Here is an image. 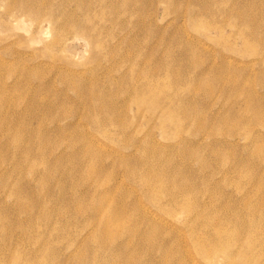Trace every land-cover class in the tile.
Here are the masks:
<instances>
[{
	"label": "rangeland",
	"instance_id": "rangeland-1",
	"mask_svg": "<svg viewBox=\"0 0 264 264\" xmlns=\"http://www.w3.org/2000/svg\"><path fill=\"white\" fill-rule=\"evenodd\" d=\"M118 228L264 264V0H0V264Z\"/></svg>",
	"mask_w": 264,
	"mask_h": 264
},
{
	"label": "bare ground",
	"instance_id": "bare-ground-1",
	"mask_svg": "<svg viewBox=\"0 0 264 264\" xmlns=\"http://www.w3.org/2000/svg\"><path fill=\"white\" fill-rule=\"evenodd\" d=\"M107 231V229H104ZM124 235L123 229H116L111 236L102 238L103 244L99 249L101 255H105L106 259L104 263L97 262V258L100 256H94L92 259L96 264H182V263H174V259L167 253L162 252L161 249L154 251V241L158 236L157 231H149L145 235L141 233L139 236L140 239L136 238L138 241V249L136 243L132 242V245L136 249V252H132L130 250L121 252V250L114 249L113 251L110 249V245H121V244H131V241H123L121 237ZM137 236V235H136ZM109 247V248H108ZM106 250L107 253H106ZM146 259L149 262H146Z\"/></svg>",
	"mask_w": 264,
	"mask_h": 264
}]
</instances>
